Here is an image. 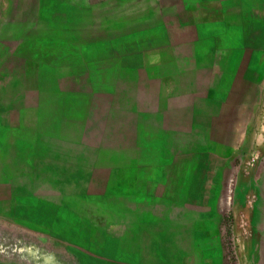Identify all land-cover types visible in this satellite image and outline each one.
Listing matches in <instances>:
<instances>
[{
  "label": "rangeland",
  "instance_id": "obj_1",
  "mask_svg": "<svg viewBox=\"0 0 264 264\" xmlns=\"http://www.w3.org/2000/svg\"><path fill=\"white\" fill-rule=\"evenodd\" d=\"M149 191L264 264V0H0V256L79 264Z\"/></svg>",
  "mask_w": 264,
  "mask_h": 264
},
{
  "label": "crops",
  "instance_id": "obj_2",
  "mask_svg": "<svg viewBox=\"0 0 264 264\" xmlns=\"http://www.w3.org/2000/svg\"><path fill=\"white\" fill-rule=\"evenodd\" d=\"M148 194L149 214L143 209L146 205L141 204L146 199L140 195L134 199L136 204L124 208L117 225H109L102 219L100 235L91 224L85 231L83 244L69 238L78 247V253L74 254L79 256V264H205V241L210 236L198 220H190L186 196L178 194L176 203H171V195L167 198L156 197L152 191ZM45 234L61 240V231ZM98 236L102 242L99 246L95 239ZM0 264L30 263H15L11 257L0 256Z\"/></svg>",
  "mask_w": 264,
  "mask_h": 264
}]
</instances>
